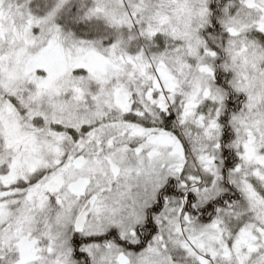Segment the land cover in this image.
<instances>
[{
    "label": "snow or ice",
    "instance_id": "snow-or-ice-1",
    "mask_svg": "<svg viewBox=\"0 0 264 264\" xmlns=\"http://www.w3.org/2000/svg\"><path fill=\"white\" fill-rule=\"evenodd\" d=\"M0 264H264V0H0Z\"/></svg>",
    "mask_w": 264,
    "mask_h": 264
}]
</instances>
